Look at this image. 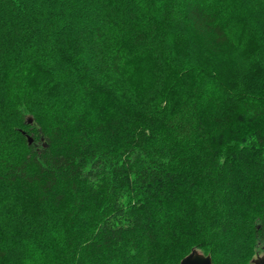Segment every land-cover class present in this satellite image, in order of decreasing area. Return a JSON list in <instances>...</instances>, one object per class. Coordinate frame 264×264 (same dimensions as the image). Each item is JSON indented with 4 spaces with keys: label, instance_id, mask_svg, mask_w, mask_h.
I'll use <instances>...</instances> for the list:
<instances>
[{
    "label": "trees",
    "instance_id": "trees-1",
    "mask_svg": "<svg viewBox=\"0 0 264 264\" xmlns=\"http://www.w3.org/2000/svg\"><path fill=\"white\" fill-rule=\"evenodd\" d=\"M259 249L264 0H0V264Z\"/></svg>",
    "mask_w": 264,
    "mask_h": 264
},
{
    "label": "water",
    "instance_id": "water-1",
    "mask_svg": "<svg viewBox=\"0 0 264 264\" xmlns=\"http://www.w3.org/2000/svg\"><path fill=\"white\" fill-rule=\"evenodd\" d=\"M29 122L31 123L32 119H30ZM32 142H33V138L29 136V143ZM180 264H215V263L213 262L212 257L210 255H205L194 250L186 257H184L181 260ZM254 264H264V253L262 256H260L254 261Z\"/></svg>",
    "mask_w": 264,
    "mask_h": 264
},
{
    "label": "rangeland",
    "instance_id": "rangeland-1",
    "mask_svg": "<svg viewBox=\"0 0 264 264\" xmlns=\"http://www.w3.org/2000/svg\"><path fill=\"white\" fill-rule=\"evenodd\" d=\"M241 50H243V48H241ZM261 248H262V247H261ZM193 251H194V250H193ZM195 251H197V252H199V253H202V252H200V251H198V250H195ZM263 253H264V249H263V250L259 249V250L255 253L253 259L251 260L252 264H254V261H255L257 258H259L260 256H262ZM202 254H204V253H202Z\"/></svg>",
    "mask_w": 264,
    "mask_h": 264
}]
</instances>
